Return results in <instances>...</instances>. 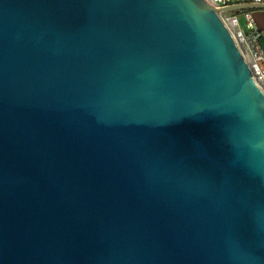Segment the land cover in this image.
I'll use <instances>...</instances> for the list:
<instances>
[{"label":"water","instance_id":"95a60500","mask_svg":"<svg viewBox=\"0 0 264 264\" xmlns=\"http://www.w3.org/2000/svg\"><path fill=\"white\" fill-rule=\"evenodd\" d=\"M254 8L0 0V264H264Z\"/></svg>","mask_w":264,"mask_h":264},{"label":"built area","instance_id":"2783aa9c","mask_svg":"<svg viewBox=\"0 0 264 264\" xmlns=\"http://www.w3.org/2000/svg\"><path fill=\"white\" fill-rule=\"evenodd\" d=\"M216 9L230 4L257 3L264 4V0H207ZM222 19L232 32L233 37L243 52L252 77L257 81L264 94V51L261 45V31L253 20L251 9H241L238 12H221ZM240 17L243 21H241Z\"/></svg>","mask_w":264,"mask_h":264},{"label":"crops","instance_id":"0c3cea01","mask_svg":"<svg viewBox=\"0 0 264 264\" xmlns=\"http://www.w3.org/2000/svg\"><path fill=\"white\" fill-rule=\"evenodd\" d=\"M251 10H252L253 20L257 24L262 34L261 45L264 51V8H254ZM241 21L243 20L241 19Z\"/></svg>","mask_w":264,"mask_h":264},{"label":"rangeland","instance_id":"374dc122","mask_svg":"<svg viewBox=\"0 0 264 264\" xmlns=\"http://www.w3.org/2000/svg\"><path fill=\"white\" fill-rule=\"evenodd\" d=\"M240 19H242V18L240 17Z\"/></svg>","mask_w":264,"mask_h":264}]
</instances>
